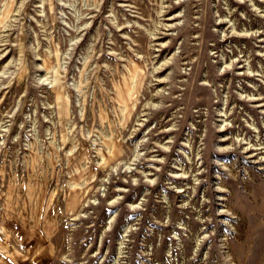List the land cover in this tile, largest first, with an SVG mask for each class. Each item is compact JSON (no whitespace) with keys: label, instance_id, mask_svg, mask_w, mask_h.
<instances>
[{"label":"rangeland","instance_id":"1","mask_svg":"<svg viewBox=\"0 0 264 264\" xmlns=\"http://www.w3.org/2000/svg\"><path fill=\"white\" fill-rule=\"evenodd\" d=\"M0 264H264V0H0Z\"/></svg>","mask_w":264,"mask_h":264}]
</instances>
